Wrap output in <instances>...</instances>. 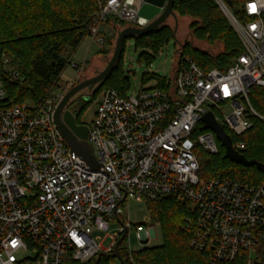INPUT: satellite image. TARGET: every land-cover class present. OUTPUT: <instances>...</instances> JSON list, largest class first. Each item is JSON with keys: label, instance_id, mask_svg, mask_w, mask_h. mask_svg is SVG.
Here are the masks:
<instances>
[{"label": "built area", "instance_id": "1", "mask_svg": "<svg viewBox=\"0 0 264 264\" xmlns=\"http://www.w3.org/2000/svg\"><path fill=\"white\" fill-rule=\"evenodd\" d=\"M216 1L231 18L242 53L225 69L207 70L182 54V44L172 76L162 83L131 95L103 89L91 123L77 122L88 127L79 140L92 148L93 164L73 155L55 122L76 83L54 84L40 104L16 103L8 101L0 78V264H115L108 258L118 256L129 229L126 202L168 196L190 205L193 247L211 248L216 264L233 263L242 250L250 253L247 263H255L252 254L264 244V183L204 179L197 150L220 153L216 134L201 129L208 112L237 136L251 128V115H259L250 96L264 86V0L246 1L243 20ZM143 3L102 0L88 37L99 44L117 40L119 21L145 27ZM87 64L72 63L81 74ZM3 66L13 80H24L8 56ZM233 146L241 151L245 143ZM116 220L121 225L108 234L113 242L105 248L94 233ZM155 229L150 225L139 235L150 241Z\"/></svg>", "mask_w": 264, "mask_h": 264}, {"label": "trees", "instance_id": "2", "mask_svg": "<svg viewBox=\"0 0 264 264\" xmlns=\"http://www.w3.org/2000/svg\"><path fill=\"white\" fill-rule=\"evenodd\" d=\"M102 0H0V78L8 94V101L40 104L51 87L57 84L69 64L64 53L76 50L88 37L94 20V13ZM233 15L245 19L243 7L248 0H222ZM174 10L180 16L193 19L190 25L193 36L208 43L221 42L223 51L212 55L195 47L191 42L183 44L182 54L191 57L204 69H225L231 60L242 53L243 46L238 33L216 0H174ZM124 26L125 23L119 21ZM175 36L167 24L148 35L135 37L137 47H149L152 54L144 52L141 59L152 63L163 45ZM111 41V39H110ZM8 56L11 64L24 77L22 82L13 80L3 66V57ZM122 57L111 76L83 104L76 120L81 121L82 113L91 101L106 88H114L126 94L130 87L129 76L122 68ZM154 77L144 74L143 80ZM164 79L159 81L162 83ZM251 103L259 115H251V128L241 136L228 128L233 143L244 142L241 153L249 160L264 164V86L252 89ZM73 103L69 106L71 108ZM263 118H262V117ZM225 149L220 143V153L211 154L203 148L197 150L201 164L202 178L229 177L250 184L264 183V170L257 166H245L224 158ZM150 216L163 228V243L132 253L126 247L125 237L119 242L118 253L123 264H216L211 248L197 249L191 245L192 230L186 218L190 205L186 201L168 196L161 200H147ZM254 264H264V244L252 254ZM108 258V262L112 260ZM250 253L240 251L231 264H248ZM220 264V263H217Z\"/></svg>", "mask_w": 264, "mask_h": 264}, {"label": "rangeland", "instance_id": "3", "mask_svg": "<svg viewBox=\"0 0 264 264\" xmlns=\"http://www.w3.org/2000/svg\"><path fill=\"white\" fill-rule=\"evenodd\" d=\"M177 13V12H176ZM228 17V16H227ZM230 22L232 20L228 17ZM193 19L189 16H180L177 13V18L170 17L166 21V24L175 31V36L169 39L163 47L158 51L156 56L152 58V67L148 71L147 60L141 59V54L144 52L152 54L149 47H137L135 38H127L124 43L122 68L125 75L129 76L130 87L127 91L128 95L137 93L145 84L157 85L160 79L170 78L172 76L174 65L177 61V52L180 45L191 42L195 47L207 51L212 55H216L223 51L224 45L221 42H215L213 44L204 40H199L193 36V31L190 28ZM233 25V24H232ZM127 26L119 27V31L123 30ZM118 31V32H119ZM117 32V31H115ZM114 32V33H115ZM119 34V33H118ZM115 42V43H114ZM116 40L113 42L110 39L104 44L93 43L90 37H86L76 50L68 49L64 55L71 60L66 69L63 71L57 86L71 87L73 82L78 84L81 81L90 79L98 75L105 69L108 62L111 60ZM88 61L87 67L81 74V68H76L72 63H77L80 66L84 65V62ZM146 72L153 75L151 79L144 81L143 77ZM57 92L54 91V94ZM92 91H89L88 95ZM83 104V99H78L73 102V106L69 108L76 116ZM96 109L95 98L90 102L88 108L82 113L81 121L90 124L94 117ZM127 214L123 217L124 224L129 225L125 237V243L129 256L132 253L138 251L145 246L159 245L163 243V228L160 223L154 222L150 216L147 200L130 199L126 202ZM120 223L116 220L111 222L110 228L104 231H96L95 236L100 235L103 239L102 245L105 248H109L113 240L108 236L112 234L116 229H119ZM155 225V237L146 241L139 235L140 232L145 231ZM28 254V253H26ZM21 253V256H24ZM115 264H123L120 256H115L112 260Z\"/></svg>", "mask_w": 264, "mask_h": 264}, {"label": "water", "instance_id": "4", "mask_svg": "<svg viewBox=\"0 0 264 264\" xmlns=\"http://www.w3.org/2000/svg\"><path fill=\"white\" fill-rule=\"evenodd\" d=\"M143 2V6L139 11V16L149 21V23L142 28L128 26L121 30L116 40L113 56L105 69L95 77L81 81L71 87L55 112V122L57 127L69 144L73 155H80L90 164H93L94 162L92 148L87 143L79 140V138L85 139L87 137L88 127L77 123L76 117L69 109V106L72 104L76 93L80 90L86 87H92V92L94 93L111 76L113 71L118 67L123 53L124 43L127 38L148 35L166 25L168 18H177V13L174 10V0H143ZM90 98L91 94L85 99L89 100ZM202 122L204 125L201 129L212 130L216 134L221 145L224 147V158L245 166L255 165L258 169L264 170L263 163L255 159H247L244 154L234 148L231 135L228 134L225 128L215 119L213 112H208L204 115ZM125 235L126 234H124L123 238ZM118 246L119 243L116 248V254L119 256Z\"/></svg>", "mask_w": 264, "mask_h": 264}, {"label": "flooded vegetation", "instance_id": "5", "mask_svg": "<svg viewBox=\"0 0 264 264\" xmlns=\"http://www.w3.org/2000/svg\"><path fill=\"white\" fill-rule=\"evenodd\" d=\"M93 88L92 87H86L82 90H80L78 93H76V95L74 96L73 102L78 100V99H84L87 96H90V94L88 95L89 91H92ZM72 102V103H73Z\"/></svg>", "mask_w": 264, "mask_h": 264}]
</instances>
